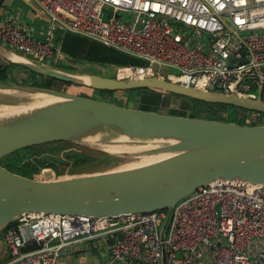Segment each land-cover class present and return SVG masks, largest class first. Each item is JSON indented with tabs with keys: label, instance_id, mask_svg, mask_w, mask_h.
<instances>
[{
	"label": "built area",
	"instance_id": "2783aa9c",
	"mask_svg": "<svg viewBox=\"0 0 264 264\" xmlns=\"http://www.w3.org/2000/svg\"><path fill=\"white\" fill-rule=\"evenodd\" d=\"M31 1L50 23L44 40L20 12H0V44L29 60L56 59L60 30L147 63L116 67L120 80L156 76L249 99L260 90L264 100V0ZM254 117L245 124L255 125ZM166 216L27 214L5 229L4 264H59L61 251L84 240L99 242L102 264H163V252L164 264H264V184L197 187L174 205L161 239ZM33 242L37 249L21 252Z\"/></svg>",
	"mask_w": 264,
	"mask_h": 264
},
{
	"label": "water",
	"instance_id": "95a60500",
	"mask_svg": "<svg viewBox=\"0 0 264 264\" xmlns=\"http://www.w3.org/2000/svg\"><path fill=\"white\" fill-rule=\"evenodd\" d=\"M7 1L0 0V7H10ZM60 56L70 61L67 56ZM0 57L72 86L115 93L151 90L264 114L260 90L256 99H249L156 76L120 80L60 70L50 62L43 65L29 60L1 44ZM231 62L229 59V65ZM11 88L50 100L24 104L10 113L0 112V159L25 148L53 142L88 147L120 142L152 144V148L134 156L170 157L140 167L106 169L81 176L51 179L46 174L43 180L29 179L0 166V231L27 214L96 219L166 211L160 231L163 239L174 205L197 187L217 181L264 184V124L248 126L169 115L46 88ZM37 248L38 244L33 242L21 252ZM165 258L163 252V264Z\"/></svg>",
	"mask_w": 264,
	"mask_h": 264
},
{
	"label": "trees",
	"instance_id": "16d2710c",
	"mask_svg": "<svg viewBox=\"0 0 264 264\" xmlns=\"http://www.w3.org/2000/svg\"><path fill=\"white\" fill-rule=\"evenodd\" d=\"M53 42L58 47V52L70 59V61H64L72 62L73 64H99L105 67L112 66L114 68L129 66L138 67L147 64L144 60L123 54L99 42L79 35L65 33L60 30H55L53 32ZM59 84L71 85L36 74L35 72L15 65L0 57V87L11 88L13 86H29L64 91L58 88ZM92 91L99 97L106 99L104 101H109L115 94V92L110 91ZM142 93L150 94V98H143V100H141V107H139V109L144 108L146 111H157L158 107L167 106V103L161 101V97L171 96V94L151 90H132L129 92L126 106L129 103H134L137 96ZM175 97H178V100L179 98H183L179 96ZM144 100L148 102L146 105V101ZM180 103L181 109H179L178 112H176V109H172L173 111L168 114L185 116L184 112H186V117L232 122L238 125H246L245 122L248 118L256 116L257 123L255 125L264 124V114L250 112L233 106L207 104L190 99L182 100ZM117 159L118 158L115 156L88 146L70 142H53L14 152L0 159V166L12 173L29 179L38 180L30 177L29 174H33L37 177L43 170L52 171L55 176H61L52 178V175L47 173L51 176V179H59L87 175L109 169ZM12 224H10V226ZM4 232L5 230L0 231V233Z\"/></svg>",
	"mask_w": 264,
	"mask_h": 264
},
{
	"label": "rangeland",
	"instance_id": "374dc122",
	"mask_svg": "<svg viewBox=\"0 0 264 264\" xmlns=\"http://www.w3.org/2000/svg\"><path fill=\"white\" fill-rule=\"evenodd\" d=\"M64 59L62 58V60L60 61L59 59H54L52 60L51 66L55 67L57 69L60 70H66V71H73V66L70 64V62L67 61H63ZM77 65V64H76ZM84 69L88 70L90 72H94L98 75L101 76H106V77H115V72H116V67H112V66H108L105 67L104 65H99V64H94V65H89V64H84ZM59 89L64 90L67 93H71L73 95L79 96V97H85V98H91V99H95V100H106L102 97H99L98 95L95 94L94 91L90 90V89H85V88H81V87H77V86H71V85H62L59 84L58 85ZM10 92V94H0V106H12L14 107H19L21 105H26V104H37L39 102H45L48 101L49 98L48 97H44V96H40V95H34L31 93H27V92H23L22 90H19L17 88H10V90H7ZM156 92V91H155ZM150 98V94H139L136 98V101L134 103H129L127 106L132 107V108H138L141 107V100H143V98ZM177 98V99H175ZM187 100V99H183V98H179L175 97L174 95L171 96H162L161 97V101L167 103V106H160L157 108V111L154 110H148V111H152V112H159V113H163V114H168L170 112H172V109H176V112L179 111V109H181V101ZM110 102L118 104V105H126L127 100H126V96L125 94H121V93H115L110 99ZM146 101V100H144ZM148 102H145V105ZM148 108V107H147ZM142 110H145L144 108H141ZM152 109V108H149ZM3 111V110H2ZM1 112V109H0ZM184 115L187 116V113L184 112ZM257 117H254L253 120L251 121H255ZM82 145V144H80ZM103 145H119V146H145L147 144L144 143H127V142H120V143H110V144H103ZM95 146V145H91ZM90 147V146H89ZM153 147V146H152ZM94 149H98L93 147ZM100 151H103L105 153H108L112 156H115L116 158H118L116 161H114L113 165L109 167V169L107 170H113V169H125L122 167H127L129 166L131 163L137 161L136 159H134L135 156H130L128 154H111L109 152H106L104 150L98 149ZM47 173H50L52 175V178H58L61 176H58L52 173V171H47V170H43L37 177L34 176L33 174H29L30 177L32 178H36L38 180H43L45 179V175ZM28 174V173H27ZM81 176V175H79Z\"/></svg>",
	"mask_w": 264,
	"mask_h": 264
},
{
	"label": "crops",
	"instance_id": "0c3cea01",
	"mask_svg": "<svg viewBox=\"0 0 264 264\" xmlns=\"http://www.w3.org/2000/svg\"><path fill=\"white\" fill-rule=\"evenodd\" d=\"M7 3L11 4L10 7L1 6L0 12H5V11L20 12L23 20L34 27L35 37L38 40L45 39L50 29V23L47 18L43 17L38 12L37 8L35 7L34 3L31 0H8ZM58 57L59 60L61 61L62 57L60 55ZM58 57L56 59H58ZM70 64L73 66V71H77L80 73L96 74V73H91L88 70H85L84 65H79V64L76 65L73 64L72 62H70ZM123 94H125L127 100L129 93L123 92ZM4 233H0V264H4L9 258V252L7 251L5 245L3 244ZM105 255L106 253L100 250V244L98 241L84 240L82 242L75 243L66 247L65 251H61L58 263L59 264H102Z\"/></svg>",
	"mask_w": 264,
	"mask_h": 264
},
{
	"label": "bare ground",
	"instance_id": "6f19581e",
	"mask_svg": "<svg viewBox=\"0 0 264 264\" xmlns=\"http://www.w3.org/2000/svg\"><path fill=\"white\" fill-rule=\"evenodd\" d=\"M7 90H10V88H0V94H2V95L10 94V92L7 91ZM39 103H41V102H39ZM23 107L24 106H22L20 108H23ZM20 108H16V107L13 108L12 106L11 107L10 106H0L1 111L5 110L6 112L13 111V110H18ZM1 115H4V113L1 114ZM152 146H154V145H152V144H147L145 146L95 145V146H92V147L104 150V151L109 152L111 154H128L130 156L131 155L134 156L136 153H138V152H140L142 150H146V149L152 148ZM169 157H170V155L135 156L134 159H136L137 161L131 163L127 167H122V168L126 169V168L140 167V166H143V165H147V164H151V163H154V162H157V161H160V160L167 159Z\"/></svg>",
	"mask_w": 264,
	"mask_h": 264
}]
</instances>
